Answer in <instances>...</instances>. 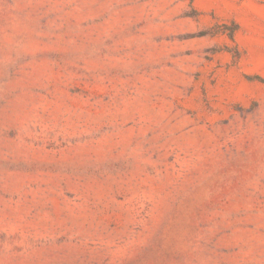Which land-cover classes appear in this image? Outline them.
<instances>
[{
    "label": "rangeland",
    "instance_id": "374dc122",
    "mask_svg": "<svg viewBox=\"0 0 264 264\" xmlns=\"http://www.w3.org/2000/svg\"><path fill=\"white\" fill-rule=\"evenodd\" d=\"M0 264H264V0H0Z\"/></svg>",
    "mask_w": 264,
    "mask_h": 264
}]
</instances>
